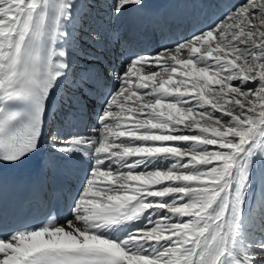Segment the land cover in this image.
<instances>
[{
  "label": "snow or ice",
  "instance_id": "obj_1",
  "mask_svg": "<svg viewBox=\"0 0 264 264\" xmlns=\"http://www.w3.org/2000/svg\"><path fill=\"white\" fill-rule=\"evenodd\" d=\"M213 3L148 51L113 24L149 0H0V165L47 144L67 177L0 264H264V0Z\"/></svg>",
  "mask_w": 264,
  "mask_h": 264
},
{
  "label": "bare ground",
  "instance_id": "obj_2",
  "mask_svg": "<svg viewBox=\"0 0 264 264\" xmlns=\"http://www.w3.org/2000/svg\"><path fill=\"white\" fill-rule=\"evenodd\" d=\"M219 6L221 7L220 9L226 7L224 4H220ZM219 6L215 3L204 6L201 4V0H180L179 7L187 9V13L191 11L193 16L190 15L180 17L178 21L179 27L175 31H173L172 26L176 23V21L171 20L167 15L161 14L158 11L146 13L142 16H139L138 13H132L121 20L115 21L113 27L123 33L124 38L133 46L143 48L148 51H155L158 49L156 46L171 45L174 41L183 37V31L185 29L189 32V28L191 27V30L193 31L212 22V20H214L219 14ZM125 31H129L130 33H125ZM66 83H71V77H69V80ZM48 122L49 126H52L49 131H54L56 125H52L50 123V119ZM47 158L48 160L44 164L46 184L48 186H64L66 183V179L63 177L64 171L59 170L55 160L50 159L49 157ZM257 168L264 169V164L258 162ZM256 190L258 195L260 191L259 184L257 185Z\"/></svg>",
  "mask_w": 264,
  "mask_h": 264
},
{
  "label": "rangeland",
  "instance_id": "obj_3",
  "mask_svg": "<svg viewBox=\"0 0 264 264\" xmlns=\"http://www.w3.org/2000/svg\"><path fill=\"white\" fill-rule=\"evenodd\" d=\"M220 8H221V7L219 6V7H218V12H219V13H220V11L222 10V9H220ZM219 9H220V10H219ZM214 13H215V12H214ZM191 29H192V28L190 27V28H189V32H188L186 35H184V36H187V35H189V34L192 32V30H191ZM125 33H126V31H125ZM125 33H124V34H125ZM184 36H183V37H184ZM174 42H175V41H174ZM174 42H173V43H174ZM173 43H172V44H173ZM156 47H157V48H160V47H162V46H159V47H158V46H156ZM153 51H154V50H153ZM256 191H257V190H256Z\"/></svg>",
  "mask_w": 264,
  "mask_h": 264
}]
</instances>
